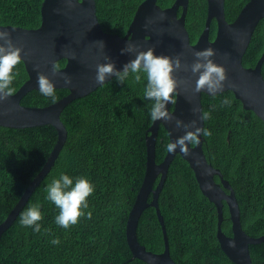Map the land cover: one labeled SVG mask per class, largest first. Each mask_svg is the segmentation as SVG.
<instances>
[{"label":"trees","instance_id":"trees-1","mask_svg":"<svg viewBox=\"0 0 264 264\" xmlns=\"http://www.w3.org/2000/svg\"><path fill=\"white\" fill-rule=\"evenodd\" d=\"M143 0H96L97 15L104 31L125 35ZM175 0H158L169 7ZM249 0H225V14L233 21ZM43 0H0V24L36 28L41 24ZM207 0H189L186 27L191 42L202 33L208 15ZM182 8L179 9V14ZM217 32L213 19L210 39ZM264 52V18L259 22L243 57L254 66ZM66 59L59 60L58 68ZM14 72L15 92L28 79L23 61ZM264 75V62L262 65ZM146 79L137 83L130 74L123 83L113 77L86 96L70 102L61 113L68 130L67 140L49 173L36 187L12 225L0 239V264H149L133 258L126 238L127 220L142 185L147 161L146 134L153 121L152 101L144 99ZM69 93L55 88L56 99L31 90L21 100L26 106H47ZM231 106L221 107L225 98ZM215 105V110H211ZM204 121L211 136L205 137L204 152L233 186L241 209L244 230L253 237L264 235V121L245 110L231 91L213 97L202 94ZM58 138L50 124L26 128L0 126V224L47 161ZM169 143L161 124L156 144L161 162ZM61 173L73 178L85 175L95 190L88 197L91 219L82 216L69 229L55 222L59 209L46 199V187ZM220 181L219 176L215 177ZM158 180L155 182L157 185ZM153 194L149 196L152 200ZM171 256L176 264H235L224 253L217 237L218 211L201 191L189 163L177 154L159 194ZM39 204L43 219L40 232L19 223L20 213ZM222 229L232 235L229 208L224 202ZM138 239L148 250L161 252L164 238L156 208L147 207L139 220ZM59 238V244H52ZM254 264H264V241L250 245Z\"/></svg>","mask_w":264,"mask_h":264},{"label":"water","instance_id":"water-1","mask_svg":"<svg viewBox=\"0 0 264 264\" xmlns=\"http://www.w3.org/2000/svg\"><path fill=\"white\" fill-rule=\"evenodd\" d=\"M157 1L143 0L139 4L123 36L103 30L97 15L96 0H43L40 26L26 28L0 24V28L11 32L13 42L23 47L22 61L28 74V79L20 88L8 100L0 103V126L26 128L50 124L58 133L57 142L44 166L0 224V239L12 225L33 191L49 173L67 140L68 130L61 120L62 111L70 102L88 95L101 85L95 80L96 65L105 62V55L115 62L117 70H122L125 63L135 58L134 54L121 52L128 39L139 44L142 50L154 47L157 55L171 57L180 55L182 62L188 64L195 59L193 56L195 51L208 47L215 49L216 55L212 59L217 64L223 65L227 74L224 88L218 93L231 90L242 102L245 110L253 111L264 121L262 73L264 52L254 66L247 67L243 63V57L253 34L264 18V0H249L231 22L226 18L225 0H207L208 15L205 27L195 43L191 42L186 27L189 0H175L166 8L161 7ZM180 8H182L181 14H179ZM213 19L217 22V32L215 38L211 40L210 29ZM97 41L104 43L103 51L95 43ZM25 52L28 54L25 55ZM73 54L75 59L71 57ZM61 59H66L65 66L58 68V72L53 74V64ZM38 72L49 76L54 81L55 88H66L69 93L47 106L23 105L21 100L28 92L39 90ZM65 74L71 77L72 83L69 85L64 83ZM175 75L178 80L187 83L178 86L176 103H169L166 106L168 111L186 123L196 119L198 126L204 127V121L199 119L200 113H193L192 108L196 106L203 111L202 94L210 93L204 90L193 95L192 88L195 87L197 76L184 71H177ZM113 77H108L104 83ZM161 124L168 132L169 142L184 134V129H176L174 122L168 123L162 120L153 121L147 131L145 176L126 226V238L132 259L138 258L149 264H176L171 256L167 228L158 199L167 179L169 167L179 153L193 169L202 193L217 207V237L224 253L235 264H254L250 245L263 242L264 235L253 237L244 230L236 192L221 170L209 162L203 148L205 137L201 135L199 144L195 146L188 145L189 154L185 155L177 148L174 153L167 151L164 159L157 162L156 144ZM216 176H219L220 181L216 180ZM156 180L158 183L155 186ZM151 193L153 198L149 201ZM224 202L229 208L232 235H227L222 229ZM149 206L156 208L163 232L164 249L158 253L148 250L138 239V223L143 211Z\"/></svg>","mask_w":264,"mask_h":264},{"label":"clouds","instance_id":"clouds-1","mask_svg":"<svg viewBox=\"0 0 264 264\" xmlns=\"http://www.w3.org/2000/svg\"><path fill=\"white\" fill-rule=\"evenodd\" d=\"M95 43L103 51L104 43L102 41ZM22 52H24L23 47L17 46L13 42L11 32L0 28V103L8 100L15 93L12 83L19 73L14 72V69L22 62ZM121 52L122 54H134L135 58L125 63L122 70H117L115 62L108 55H105V62L96 65L95 80L102 85L108 80V77L114 76L117 82L123 84L130 74L137 83L146 79L144 99L152 101L150 107L151 120L174 122L176 129H184L183 135L166 144V150L169 153H174L179 148L182 153L187 155L189 154V144L193 146L199 144L201 135L204 137L211 136L210 129L198 126L196 119L186 123L174 117L166 106L169 103H176L178 86L181 83H187L177 79L175 75L177 71L190 72L192 76H197L195 87L192 88L193 95L206 90L215 97L218 92L223 90L227 74L224 66L217 64L212 59L216 55L215 49L208 47L195 51L193 53L195 59L191 64L182 62L180 55L175 57L157 55L154 47L142 50L139 44L133 43L130 39ZM24 54L27 55L28 53L25 52ZM71 57L75 59V54ZM58 70V66L54 63L53 74H56ZM63 80L66 85L72 83L71 77L67 74L63 76ZM37 84L43 96L56 99L55 83L49 76L43 72H38ZM231 103V100L225 97L220 106H231ZM215 107L213 105L211 110H215ZM211 110L202 111L196 106L192 108L193 113H200L199 119L202 121L211 119ZM94 190V184L85 175L73 178L61 173L58 178H53L45 191L46 199L59 209V213L55 217L56 224L67 230L76 225L82 216L86 215L88 219H91V211L85 212V210L89 208L88 197L93 194ZM42 219L40 205L38 203L30 204L20 213L19 223L21 226L32 227L33 231L40 232L39 221ZM51 243L59 244L60 240L53 238Z\"/></svg>","mask_w":264,"mask_h":264}]
</instances>
